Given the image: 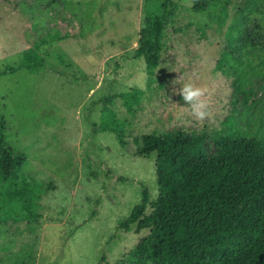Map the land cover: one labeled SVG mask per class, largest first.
Returning a JSON list of instances; mask_svg holds the SVG:
<instances>
[{
  "label": "rangeland",
  "instance_id": "1",
  "mask_svg": "<svg viewBox=\"0 0 264 264\" xmlns=\"http://www.w3.org/2000/svg\"><path fill=\"white\" fill-rule=\"evenodd\" d=\"M160 63L148 77L135 54L144 30V0H0V113L12 161L42 186L37 222L0 225V264H114L148 234L125 233L147 190L157 197L155 154L137 153L141 136L180 130L201 138L206 157L220 151L219 132L264 138L262 61L255 50L227 69L216 63L230 25L264 0H227L224 9L194 12L196 0H173ZM264 18L257 13L255 17ZM58 33L60 38L41 45ZM40 45L44 65L21 69V53ZM192 81L207 89L209 116L195 120L174 90ZM141 90L128 112L119 98L106 106L123 122L103 132L102 100ZM225 139V138H224ZM202 166L203 160L196 161Z\"/></svg>",
  "mask_w": 264,
  "mask_h": 264
},
{
  "label": "trees",
  "instance_id": "2",
  "mask_svg": "<svg viewBox=\"0 0 264 264\" xmlns=\"http://www.w3.org/2000/svg\"><path fill=\"white\" fill-rule=\"evenodd\" d=\"M20 3L32 0H17ZM51 7L60 0H44ZM227 0H196L194 12L210 6L225 8ZM173 0H144L146 38L135 54L142 57L148 77L160 63L165 25L173 18ZM264 4L246 10L240 22L230 25L225 48L216 63L219 71L241 60L252 49L262 61L260 78L264 84ZM62 38L58 33L41 45ZM39 44L21 53L20 68L32 72L44 65L37 53ZM10 67L0 76L15 73ZM141 90L132 89L102 100L103 132L119 136L123 122L106 106L115 98L129 112L137 105ZM5 121L0 113V225L9 222L27 225L40 218L38 199L42 186L22 172V161H12V148L6 141ZM219 132L220 151L206 157L201 138L180 130L156 136H141L137 153L148 158L155 154L157 197L141 192L140 201L129 216L116 223V229L136 234L147 231L126 257L114 264H264V138L237 136L231 126ZM225 138V139H224ZM203 160L198 166L196 161ZM108 264V263H105Z\"/></svg>",
  "mask_w": 264,
  "mask_h": 264
},
{
  "label": "clouds",
  "instance_id": "3",
  "mask_svg": "<svg viewBox=\"0 0 264 264\" xmlns=\"http://www.w3.org/2000/svg\"><path fill=\"white\" fill-rule=\"evenodd\" d=\"M206 93V88L192 81L186 82L179 89L174 90V94L179 95L188 107L191 116L200 122L209 116Z\"/></svg>",
  "mask_w": 264,
  "mask_h": 264
}]
</instances>
